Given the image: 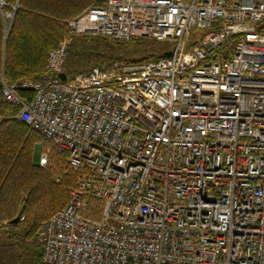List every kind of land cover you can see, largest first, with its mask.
I'll list each match as a JSON object with an SVG mask.
<instances>
[{"label":"built area","instance_id":"2783aa9c","mask_svg":"<svg viewBox=\"0 0 264 264\" xmlns=\"http://www.w3.org/2000/svg\"><path fill=\"white\" fill-rule=\"evenodd\" d=\"M66 24L45 74L2 88L14 119L81 174L37 232L42 262L264 264V0H106ZM77 35L167 42L171 55L62 81Z\"/></svg>","mask_w":264,"mask_h":264},{"label":"trees","instance_id":"16d2710c","mask_svg":"<svg viewBox=\"0 0 264 264\" xmlns=\"http://www.w3.org/2000/svg\"><path fill=\"white\" fill-rule=\"evenodd\" d=\"M105 1L0 0L4 2L0 4V224L12 223L6 233L9 240L0 246V264H44L37 232L68 204L81 175L69 166L67 152L14 119L19 107L4 102L2 82L39 80L46 72L49 53L70 37L66 22ZM7 14L12 17L6 20ZM168 47L145 38L119 42L102 35H77L68 48L64 73L72 80L115 62L156 61ZM19 95L28 101L32 98L26 91ZM39 145L50 150L46 167L39 166ZM101 207L92 199L86 215L99 218ZM16 218L19 222L14 224Z\"/></svg>","mask_w":264,"mask_h":264},{"label":"rangeland","instance_id":"374dc122","mask_svg":"<svg viewBox=\"0 0 264 264\" xmlns=\"http://www.w3.org/2000/svg\"><path fill=\"white\" fill-rule=\"evenodd\" d=\"M5 16H6L5 18H6V20H7V19H10V18H11L10 16H12V14H7V15H5ZM235 44H236V41H233V42H232V45H231L232 52H233V49H234V47H235ZM2 85H3V82H2ZM43 150H44V149H43L42 146L39 145V146L37 147V150H36V151H37V153H39V156H40V153H41ZM47 151H50V150H47ZM4 242H6V241H4Z\"/></svg>","mask_w":264,"mask_h":264},{"label":"water","instance_id":"95a60500","mask_svg":"<svg viewBox=\"0 0 264 264\" xmlns=\"http://www.w3.org/2000/svg\"><path fill=\"white\" fill-rule=\"evenodd\" d=\"M170 55H171L170 52H167V53L164 54V56H166V57H169ZM60 78H61L62 81H66V80L68 79L65 73H62V74L60 75ZM13 223H14V224H17V223H18V218H16V219L13 221Z\"/></svg>","mask_w":264,"mask_h":264},{"label":"bare ground","instance_id":"6f19581e","mask_svg":"<svg viewBox=\"0 0 264 264\" xmlns=\"http://www.w3.org/2000/svg\"><path fill=\"white\" fill-rule=\"evenodd\" d=\"M165 43H167V42H165ZM168 46H169V44H168ZM167 52H170V49H169V47H168V49H166L165 50V52L163 53V55H162V58H165L166 56H164V54L165 53H167ZM171 53V52H170ZM162 58H160V59H162ZM159 60V59H158ZM39 134V133H38ZM43 137V136H42ZM53 144V143H52ZM54 145V144H53ZM57 147V146H56ZM60 149V148H59ZM42 152H47V151H42ZM41 152V153H42ZM41 153H40V155H41ZM50 157V156H49ZM39 164H40V157H39ZM70 166V165H69ZM72 169V168H71ZM73 170V169H72ZM74 171V170H73ZM57 181H59L58 179H57ZM70 200V199H69ZM21 219V218H20ZM18 222H19V219H18ZM5 223H7V222H5ZM9 225H11L12 223H8ZM1 225V224H0ZM3 244V243H2Z\"/></svg>","mask_w":264,"mask_h":264}]
</instances>
